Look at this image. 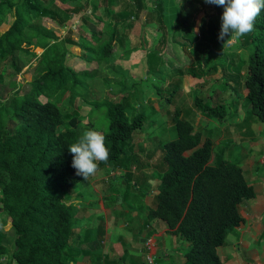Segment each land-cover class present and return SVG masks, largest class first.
Here are the masks:
<instances>
[{"label":"trees","instance_id":"obj_1","mask_svg":"<svg viewBox=\"0 0 264 264\" xmlns=\"http://www.w3.org/2000/svg\"><path fill=\"white\" fill-rule=\"evenodd\" d=\"M91 1L0 0V59L26 52L38 61L31 81H25L30 82L29 90L25 82L24 86L13 82L11 101L0 106V211L16 230L15 246L11 247L0 229V264H68L66 251L74 213L63 192L86 181L72 167L69 146L86 129L98 130L106 137L110 157L98 171L107 165L126 170L140 166L144 153L138 150L136 136L143 132L147 119L149 124L156 121L149 115L154 116L161 107L157 105L160 96L155 100L143 89L135 96L151 106L143 110L127 97L94 101L86 114L77 109V103L87 99L89 80L98 75L103 63H111L124 49L131 55L132 47L125 46L149 4L154 21L169 31L172 40L163 35L147 54L148 74L161 75L159 70L167 65L166 53L172 51L173 44L180 45L187 56L179 74L190 75L192 85L204 80L206 65L215 67L211 57L221 19L217 25L213 23L216 18L203 25L199 19L202 11L191 18L195 0H171L179 5L175 10H169V0ZM200 26L205 30L202 38ZM180 34L185 41L176 39ZM197 41L201 44L195 46ZM238 41L249 50L247 71L226 79L243 83L238 100L243 94L249 101V122L264 123V10L256 18L254 31ZM165 74L167 81L171 80L172 74ZM178 86L171 94L178 92ZM226 87L224 84L223 89ZM232 104L233 110L223 99L213 103L195 97L198 112L211 118L236 116L237 106ZM103 107L105 120L98 122L97 113ZM182 114L181 108H175L172 118L177 136L164 144L157 205L149 217L165 221L190 242L186 264H226L218 247L245 222L239 205L255 197L256 191L243 167L215 153V142L204 138L200 123Z\"/></svg>","mask_w":264,"mask_h":264},{"label":"rangeland","instance_id":"obj_2","mask_svg":"<svg viewBox=\"0 0 264 264\" xmlns=\"http://www.w3.org/2000/svg\"><path fill=\"white\" fill-rule=\"evenodd\" d=\"M91 3L97 4L98 0H92ZM168 6L169 10H175L179 5L178 3L173 4L172 1L169 0ZM148 7L149 8L145 10L139 18L133 30L131 42L129 39L125 46L127 49L132 47L133 51L131 55L128 56L124 49L111 63H103L98 75L94 79L89 80L90 87L87 93L88 97L87 99H79L77 109H79L82 114H86L94 107V101H102L106 98H110L112 101H118L123 97L129 98V101H132V104L136 105L135 107H140V110L147 109V107L149 108L151 106H146L148 103L146 99H135V96H139L143 89H145L144 92L146 95L152 96L155 100H159L160 96L161 99L157 102V105L161 107L157 108L154 116L151 114L149 115V118H152L151 120L155 119L156 121L149 124L150 120L147 119L143 127V132L139 135L135 134L137 135L136 140L139 144L138 150L144 153L140 165L148 164L151 160H155L153 162L154 165H158L161 162L160 157L165 142L177 136L172 118L173 112L175 108H181L184 118H189L192 122L198 124L200 123L198 128L203 132L204 138L211 137L213 139L215 142V153L242 166L244 164L246 174L250 179L252 173L250 171L251 169L249 170L248 161H250L251 158L252 160L256 159L260 166H264V161L261 162L264 160V123L254 122L251 124L249 122V101L243 94V98H241L240 101L238 100V96L243 93V83L235 84L233 81H229L228 78L226 79V77L230 78L235 73L240 72L244 74L247 71L249 50L240 45L238 40H229L226 42L223 51V44L217 38L213 50L214 57H211V64H215V67L206 65L204 68L208 70V73L205 75L204 80H200L197 85H192L190 75L185 74V77H183L182 73L179 74V66L183 65L187 56L180 50V45L176 46L173 44L170 45L172 51H167L166 53L167 65L165 67L162 66L159 70L162 72L161 75L159 76L157 73L148 74L147 70L149 63L147 61V54L154 50L156 45L161 41L163 35L166 34L167 37L172 40L169 31L167 32L165 27H159V24L154 21L155 16L151 14L152 4H149ZM223 10V7L214 4L201 5L199 10L192 11L191 18H193L196 12L202 11L199 19L203 25H207L213 18H216L213 23L217 25V23L220 22L219 20L221 19ZM146 20L148 21V25H143ZM204 31L205 30L201 28L199 33L201 38L204 36ZM176 39L179 42L185 41L181 34L177 35ZM208 41H206V44ZM203 43L205 44V42ZM170 44H172V42ZM193 44L197 46L201 44V42L197 41ZM163 48V50H165V47ZM208 48L209 46H207V49ZM36 51H38L39 54L42 52L39 48L36 49ZM37 62V58H35L32 53L26 52L16 54L14 58L5 57L4 60L0 59V106H6L11 101L8 99L12 98L14 95L15 88L13 82L16 81L17 84L20 83L24 86L25 81H31ZM230 64H233V66ZM20 68L22 69L19 72L18 69ZM166 72L172 74L171 80L167 81ZM26 82L25 88L29 90L30 82ZM163 82L166 83L163 84ZM169 82L172 84L171 87H168ZM224 84L227 86L225 90L223 89ZM175 86H178V92L176 94H171L173 91H176V89H174ZM156 88L162 89H159L158 92ZM195 97H203L207 101H213V103H217L223 99L227 106L233 103V106H237V109H235L236 107L234 108V110L237 111L236 116L233 117V115H231L225 119L207 117L198 112L195 105ZM42 100H46V98L42 97ZM229 108L232 107L229 106ZM10 110V112H12L13 108ZM128 113H131V109L129 108ZM105 114L106 109L103 107L97 113V121L103 122L105 120ZM107 125L108 123L105 124V129ZM19 126L20 125L17 124L16 129ZM252 160L250 163H256ZM140 172L144 173L145 171H138L137 173ZM136 180V182H140L139 179ZM136 182L134 181L131 185H127L122 189L118 188V191H120L121 195L125 196H141L145 188L141 186L140 183L138 186L134 187ZM79 184L71 186L63 192L66 200H71L76 195L81 188ZM87 191V193H89V191L92 192L93 189L87 188ZM71 205V209L75 216L77 204L73 202ZM3 216L2 214V218H5ZM75 219L76 217H73V227L76 226ZM262 221L264 222V216ZM1 224L4 225L3 230L8 231L7 236H5L6 242H10L11 247L15 246V228L9 221L6 222L4 219L0 220V226ZM232 233L229 237L232 236ZM260 236L259 234V239ZM228 239L227 237V241ZM239 254L242 255V258H246L248 252L241 251ZM259 257L263 262L262 264H264V247H261L259 250ZM254 264H258V262L254 261Z\"/></svg>","mask_w":264,"mask_h":264},{"label":"crops","instance_id":"obj_3","mask_svg":"<svg viewBox=\"0 0 264 264\" xmlns=\"http://www.w3.org/2000/svg\"><path fill=\"white\" fill-rule=\"evenodd\" d=\"M201 5L208 3L195 0L193 10H199ZM154 161L128 170L107 165L79 184V191L67 200L77 204L76 226L66 251L68 264H148L146 241L150 238L156 264H186L185 254L191 247L190 242L176 234L165 221L149 217L150 210L157 205L164 170L162 162L154 165ZM250 161V179L244 164L241 166L247 181L255 188L256 196L239 205L245 222L231 232L232 236L229 237L231 233L228 235L224 245L218 247L219 256L226 264L263 263L259 250L264 247V166H260L256 159L252 160L256 163ZM134 181V187L140 183L145 188L143 194L133 197L121 195L118 188L122 189ZM87 188L93 191L87 193ZM2 219L8 221L2 218L0 211ZM3 227L1 224L0 229L7 236L8 231ZM6 243L10 245V242ZM241 251L248 252L246 258L241 257Z\"/></svg>","mask_w":264,"mask_h":264},{"label":"clouds","instance_id":"obj_4","mask_svg":"<svg viewBox=\"0 0 264 264\" xmlns=\"http://www.w3.org/2000/svg\"><path fill=\"white\" fill-rule=\"evenodd\" d=\"M205 2L224 9L218 34L223 51L229 40H239L253 32L256 18L264 10V0H205ZM69 151L73 156L72 167L76 174L83 176L85 180L94 176L99 165L107 163L110 157L106 137L95 129H86L80 138L69 146Z\"/></svg>","mask_w":264,"mask_h":264},{"label":"built area","instance_id":"obj_5","mask_svg":"<svg viewBox=\"0 0 264 264\" xmlns=\"http://www.w3.org/2000/svg\"><path fill=\"white\" fill-rule=\"evenodd\" d=\"M152 239H148L146 241V248H147V262L148 264H156L155 255L153 250V243Z\"/></svg>","mask_w":264,"mask_h":264}]
</instances>
